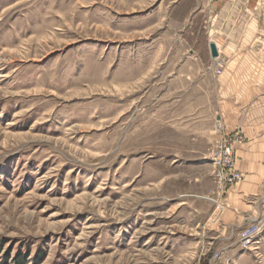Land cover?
Listing matches in <instances>:
<instances>
[{
  "label": "rangeland",
  "instance_id": "1",
  "mask_svg": "<svg viewBox=\"0 0 264 264\" xmlns=\"http://www.w3.org/2000/svg\"><path fill=\"white\" fill-rule=\"evenodd\" d=\"M210 1L0 0V264H264V216L212 225L218 89L264 61Z\"/></svg>",
  "mask_w": 264,
  "mask_h": 264
},
{
  "label": "crops",
  "instance_id": "2",
  "mask_svg": "<svg viewBox=\"0 0 264 264\" xmlns=\"http://www.w3.org/2000/svg\"><path fill=\"white\" fill-rule=\"evenodd\" d=\"M257 1L211 0L209 12L214 27L226 30L218 38L227 37L230 28L244 26L243 44L254 48L247 52L254 55L257 50V59L264 61V8H259ZM212 44L218 55L234 50L232 46L223 49L214 40ZM237 58L231 62L233 67ZM242 62L243 66L249 67H243L245 71L242 74L237 72L231 75L227 84L220 85L219 92L228 95L220 96L216 108L218 118L224 122V135L241 128L246 137V142L237 148L244 179L227 194L229 204L226 209L212 220L215 229H231L233 234L245 222L251 221V217L264 216V66L251 67L248 57Z\"/></svg>",
  "mask_w": 264,
  "mask_h": 264
},
{
  "label": "built area",
  "instance_id": "3",
  "mask_svg": "<svg viewBox=\"0 0 264 264\" xmlns=\"http://www.w3.org/2000/svg\"><path fill=\"white\" fill-rule=\"evenodd\" d=\"M259 8H264V0L257 1ZM226 66V59L223 56L214 58L213 69L217 76L224 73ZM245 141V138L240 132H233L227 136L222 137L217 141L209 156L215 168V173L220 182V188H225L230 183H235L242 179V174L237 170V148ZM254 222V221H253ZM260 222V221H259ZM248 225L242 231V242L244 248L254 247V239L261 232L263 226L262 222Z\"/></svg>",
  "mask_w": 264,
  "mask_h": 264
},
{
  "label": "trees",
  "instance_id": "4",
  "mask_svg": "<svg viewBox=\"0 0 264 264\" xmlns=\"http://www.w3.org/2000/svg\"><path fill=\"white\" fill-rule=\"evenodd\" d=\"M8 255H6V256H8ZM15 259H16V262L20 261V262H18L19 264H25V261L27 260V256L22 254L20 251H18V253L15 256Z\"/></svg>",
  "mask_w": 264,
  "mask_h": 264
},
{
  "label": "water",
  "instance_id": "5",
  "mask_svg": "<svg viewBox=\"0 0 264 264\" xmlns=\"http://www.w3.org/2000/svg\"><path fill=\"white\" fill-rule=\"evenodd\" d=\"M211 52L213 57H216L218 55L217 50L213 44L211 45Z\"/></svg>",
  "mask_w": 264,
  "mask_h": 264
},
{
  "label": "bare ground",
  "instance_id": "6",
  "mask_svg": "<svg viewBox=\"0 0 264 264\" xmlns=\"http://www.w3.org/2000/svg\"><path fill=\"white\" fill-rule=\"evenodd\" d=\"M220 55H221V54H220ZM220 55H217L216 57L218 58V57H220ZM216 57H213V59L216 58ZM93 80H97V79H94V78H93L92 81H93ZM238 147H239V146H238ZM236 153H237V152H236ZM211 201H212V200H211Z\"/></svg>",
  "mask_w": 264,
  "mask_h": 264
}]
</instances>
